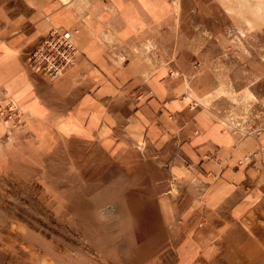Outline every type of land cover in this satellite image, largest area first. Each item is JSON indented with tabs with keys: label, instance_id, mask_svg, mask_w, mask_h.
<instances>
[{
	"label": "rangeland",
	"instance_id": "1",
	"mask_svg": "<svg viewBox=\"0 0 264 264\" xmlns=\"http://www.w3.org/2000/svg\"><path fill=\"white\" fill-rule=\"evenodd\" d=\"M198 4L199 14L186 4L176 35L187 95L224 130L264 138V0ZM10 104L11 117H0L10 123L0 148V264H264V209L216 231L183 226L181 208L166 216L159 154L115 160L93 141H40ZM172 156L188 166L176 148Z\"/></svg>",
	"mask_w": 264,
	"mask_h": 264
},
{
	"label": "crops",
	"instance_id": "2",
	"mask_svg": "<svg viewBox=\"0 0 264 264\" xmlns=\"http://www.w3.org/2000/svg\"><path fill=\"white\" fill-rule=\"evenodd\" d=\"M189 3L199 14L198 0H0V108L12 101L40 141H93L115 160L159 154L166 216L181 208L183 226L216 231L264 209V138L228 132L192 104L176 51ZM51 29L70 31L81 54L56 80L28 68Z\"/></svg>",
	"mask_w": 264,
	"mask_h": 264
},
{
	"label": "built area",
	"instance_id": "3",
	"mask_svg": "<svg viewBox=\"0 0 264 264\" xmlns=\"http://www.w3.org/2000/svg\"><path fill=\"white\" fill-rule=\"evenodd\" d=\"M79 56L70 31L51 29L29 53L28 68L34 74L42 75L48 80H56L68 68L77 64ZM8 106L13 108L14 104ZM5 111L4 108H0V117L10 118L11 115H6Z\"/></svg>",
	"mask_w": 264,
	"mask_h": 264
}]
</instances>
